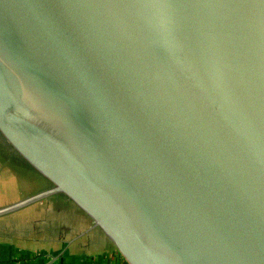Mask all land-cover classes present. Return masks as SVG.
I'll list each match as a JSON object with an SVG mask.
<instances>
[{
  "label": "water",
  "instance_id": "95a60500",
  "mask_svg": "<svg viewBox=\"0 0 264 264\" xmlns=\"http://www.w3.org/2000/svg\"><path fill=\"white\" fill-rule=\"evenodd\" d=\"M0 139L126 264H264V0H0Z\"/></svg>",
  "mask_w": 264,
  "mask_h": 264
},
{
  "label": "crops",
  "instance_id": "0c3cea01",
  "mask_svg": "<svg viewBox=\"0 0 264 264\" xmlns=\"http://www.w3.org/2000/svg\"><path fill=\"white\" fill-rule=\"evenodd\" d=\"M30 174L35 178L36 173L20 160L0 157V207L34 193L27 179ZM5 184L15 189L13 195L6 193ZM26 209L33 214L21 228L10 227L13 221H5ZM0 264L126 262L89 217L63 196L53 195L0 216Z\"/></svg>",
  "mask_w": 264,
  "mask_h": 264
},
{
  "label": "rangeland",
  "instance_id": "374dc122",
  "mask_svg": "<svg viewBox=\"0 0 264 264\" xmlns=\"http://www.w3.org/2000/svg\"><path fill=\"white\" fill-rule=\"evenodd\" d=\"M1 152L2 151L0 150V157L2 155ZM9 158H11V157H9ZM13 163L17 164V162H13ZM22 173L23 172L21 171V174ZM23 174H25V173H23ZM31 177H32V174H30V177L27 179L30 182L29 185L32 188V190H35L34 192L39 191V190L48 186V183L43 178H41L38 174H35V178H33V177L31 178ZM5 186H6V193L8 195H13L15 189L13 190L12 186H10L8 184H5ZM29 214L32 215L33 211L26 209L22 213L17 212L15 214H12L11 216H9V218L8 217L5 218L6 219L5 221H13V224H11L10 227L21 228L24 225V222H26L28 220Z\"/></svg>",
  "mask_w": 264,
  "mask_h": 264
},
{
  "label": "flooded vegetation",
  "instance_id": "af4514ba",
  "mask_svg": "<svg viewBox=\"0 0 264 264\" xmlns=\"http://www.w3.org/2000/svg\"><path fill=\"white\" fill-rule=\"evenodd\" d=\"M0 150L1 156L5 158L11 157L12 159H17V157L11 152V150L3 143V141L0 139Z\"/></svg>",
  "mask_w": 264,
  "mask_h": 264
}]
</instances>
